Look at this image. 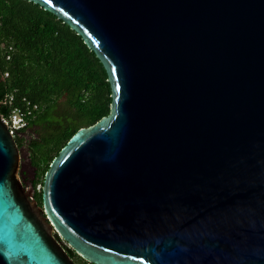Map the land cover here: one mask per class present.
<instances>
[{"label":"water","instance_id":"water-1","mask_svg":"<svg viewBox=\"0 0 264 264\" xmlns=\"http://www.w3.org/2000/svg\"><path fill=\"white\" fill-rule=\"evenodd\" d=\"M103 64L110 112L29 200L0 112V264H264V0H29ZM1 107V103H0Z\"/></svg>","mask_w":264,"mask_h":264},{"label":"trees","instance_id":"trees-1","mask_svg":"<svg viewBox=\"0 0 264 264\" xmlns=\"http://www.w3.org/2000/svg\"><path fill=\"white\" fill-rule=\"evenodd\" d=\"M24 98L37 107L15 139L30 151L36 188L71 137L110 112L111 87L100 59L69 25L32 1L0 0L1 114Z\"/></svg>","mask_w":264,"mask_h":264},{"label":"built area","instance_id":"built-area-1","mask_svg":"<svg viewBox=\"0 0 264 264\" xmlns=\"http://www.w3.org/2000/svg\"><path fill=\"white\" fill-rule=\"evenodd\" d=\"M9 103L11 104V99H9ZM36 107L24 98L22 106L12 108L8 116H3V121L7 124L11 135L15 137L19 131L29 126L30 116Z\"/></svg>","mask_w":264,"mask_h":264},{"label":"rangeland","instance_id":"rangeland-1","mask_svg":"<svg viewBox=\"0 0 264 264\" xmlns=\"http://www.w3.org/2000/svg\"><path fill=\"white\" fill-rule=\"evenodd\" d=\"M32 135L34 134V130H31ZM35 135V134H34ZM22 156V168L26 172V180L28 182V186L30 187V192L35 191L36 194L40 193L42 190V184H38L36 188L34 187L33 181L35 179V173L37 171L36 166L30 160V151L27 147L21 149ZM37 179V178H36Z\"/></svg>","mask_w":264,"mask_h":264},{"label":"flooded vegetation","instance_id":"flooded-vegetation-1","mask_svg":"<svg viewBox=\"0 0 264 264\" xmlns=\"http://www.w3.org/2000/svg\"><path fill=\"white\" fill-rule=\"evenodd\" d=\"M21 168H22V166H21ZM25 173L26 172L22 168L21 169V179L23 181V187L26 189V191L29 194L31 193V196H29V200H34L35 199L37 201L38 205L41 206L42 203L40 204V202H39V193L36 194V192L35 191L33 192V190H32V192L29 191L30 187L28 186V182L26 180ZM55 236L60 242H62L64 248L67 251V253L73 258V260H74V262L76 264H87V263L84 262V260L81 259V256L79 254H77L74 249H72L66 242L62 241V239L59 236H57L56 234H55ZM88 264H89V262H88Z\"/></svg>","mask_w":264,"mask_h":264}]
</instances>
